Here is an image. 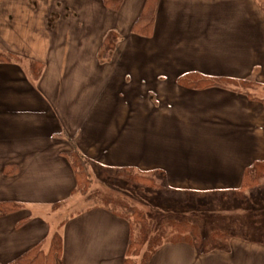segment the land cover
Listing matches in <instances>:
<instances>
[{"label":"crops","instance_id":"obj_1","mask_svg":"<svg viewBox=\"0 0 264 264\" xmlns=\"http://www.w3.org/2000/svg\"><path fill=\"white\" fill-rule=\"evenodd\" d=\"M144 2L112 10L102 0H0V51L20 58L0 62V202L22 206L0 216V264L44 248L56 231L57 264H123L127 220L100 205L59 217L76 194L64 155L73 147L90 170L161 174L167 190L194 198L234 197L244 169L264 160L262 98L234 85L178 81L198 73L264 85L258 0H158L149 37L131 31ZM111 30L116 47L101 59ZM32 63L41 66L36 78ZM7 165L16 172L6 174ZM197 207L186 214L199 227L203 216L224 215ZM148 264H264V241L231 234L207 251L166 243Z\"/></svg>","mask_w":264,"mask_h":264},{"label":"trees","instance_id":"obj_2","mask_svg":"<svg viewBox=\"0 0 264 264\" xmlns=\"http://www.w3.org/2000/svg\"><path fill=\"white\" fill-rule=\"evenodd\" d=\"M104 5L112 10H118L124 0H102ZM158 0H145L142 10L133 23L131 31L137 35L149 37L153 33L155 15ZM118 33L109 31L102 44L99 58L108 59L116 47ZM19 56L0 51V62L19 61ZM33 65V66H32ZM41 66L38 63L31 64L33 77L39 75ZM181 85L202 89L210 86L228 87L234 85L241 90L245 84L254 83L251 80H235L223 77H209L198 73H188L178 78ZM246 91V90H244ZM247 94L248 91H246ZM250 96V95H249ZM68 159L76 179L75 193L79 192L87 200H100L98 204L108 211L124 218L129 224V239L125 251L123 264H148L156 251L166 243H187L199 250L207 251L224 243L228 234L224 229L212 230L206 238L201 236L200 221L191 215H158L155 210H146L139 207L133 201L122 194H113L105 191H88L91 185V175L89 172V162L83 154L75 147L64 153ZM104 175L121 180L126 187L137 190L138 188H156V178L152 172L135 170L132 167H122L113 169H100ZM6 174H14L16 168L10 165L4 167ZM257 187H264V160L254 161L247 166L242 174L240 187L234 191V195L242 198L246 191ZM22 208L21 204L13 201L0 202V216L16 212ZM27 218L21 219L17 226L25 223ZM154 222L157 226L154 227ZM62 257V240L58 231L52 235L47 250L43 244L37 243L8 264H57Z\"/></svg>","mask_w":264,"mask_h":264},{"label":"rangeland","instance_id":"obj_3","mask_svg":"<svg viewBox=\"0 0 264 264\" xmlns=\"http://www.w3.org/2000/svg\"><path fill=\"white\" fill-rule=\"evenodd\" d=\"M258 3L264 11V0H258ZM242 87L244 90L251 91L253 95L264 100V85L258 89L256 88V83L245 84ZM89 172L91 175V185L88 191L102 190L113 194H122L141 208L155 210L158 215L165 213L170 216L183 215L187 213V210H190L189 207L197 205V208H203L201 210L211 214H218V212L224 213V215H221L220 221H213L212 217L211 221L208 219L210 222H206L207 215L203 216L204 224L200 226L203 237H206L207 233L217 225H222L225 233L228 235L237 234L264 241V187L254 188L242 198L235 195L234 197L219 195L213 198H194L183 193L167 190L166 185L161 182L162 180L160 178H163L161 174H153L158 184L155 189L144 187L134 190L123 185L124 183L121 180L104 175L98 169L90 170L89 168ZM99 201L98 199L87 201L83 195L77 192L67 204L70 210L64 211L59 217L62 219L66 213H72L74 210L79 211L92 205L101 204ZM172 202H174V205L178 204L180 206L171 208L170 204ZM199 202H204V204ZM163 203L167 204L165 210L160 206ZM157 224V222H154V227ZM48 245L44 244L45 250L48 248Z\"/></svg>","mask_w":264,"mask_h":264}]
</instances>
